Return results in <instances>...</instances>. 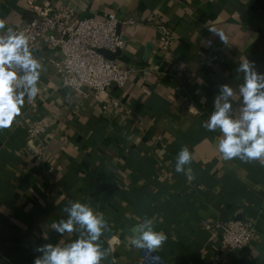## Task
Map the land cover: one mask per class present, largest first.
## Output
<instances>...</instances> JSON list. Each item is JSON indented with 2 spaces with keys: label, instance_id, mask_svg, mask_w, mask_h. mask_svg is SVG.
I'll return each mask as SVG.
<instances>
[{
  "label": "crops",
  "instance_id": "obj_1",
  "mask_svg": "<svg viewBox=\"0 0 264 264\" xmlns=\"http://www.w3.org/2000/svg\"><path fill=\"white\" fill-rule=\"evenodd\" d=\"M30 4L70 6L77 18L115 13L126 42L116 59L135 71L124 87L78 98L51 65L56 51L31 48L44 69L40 92L0 130V264H34L38 246L77 239L51 227L67 218L68 201L104 214L99 243L110 254L101 264L139 260L144 249L131 245L130 229L144 219L167 236L154 251L163 264H264V166L223 160L221 134L202 126L220 85L242 105L245 57L264 73V0H0L6 28L27 22ZM159 24L170 31L167 44ZM114 99L118 107H103ZM22 116L49 126L29 139ZM184 146L193 159L177 173ZM204 219L252 222L257 237L229 250L201 228Z\"/></svg>",
  "mask_w": 264,
  "mask_h": 264
},
{
  "label": "clouds",
  "instance_id": "obj_2",
  "mask_svg": "<svg viewBox=\"0 0 264 264\" xmlns=\"http://www.w3.org/2000/svg\"><path fill=\"white\" fill-rule=\"evenodd\" d=\"M209 31L223 44L228 43L224 32L214 28ZM43 70V65L33 54L28 36L6 28V22L0 19V130L10 128L21 115L25 98L33 101L38 96ZM237 71L244 74L239 86L242 105L234 106L232 87L220 85L213 101L214 110L202 126L221 134L218 152L223 160L239 159L264 166V73L258 72L255 62L246 57ZM192 159L188 147H182L176 157L175 171L184 172L185 165L191 164ZM63 211L67 218L53 222L52 229L60 236L77 233L78 238L63 245L47 243L38 246L36 251L40 255L34 259V264H101L110 254V249L102 248L99 243L108 229L104 214L79 201H68ZM130 231L131 245L137 249L155 251L167 240L163 232L154 230L151 219H144Z\"/></svg>",
  "mask_w": 264,
  "mask_h": 264
},
{
  "label": "built area",
  "instance_id": "obj_3",
  "mask_svg": "<svg viewBox=\"0 0 264 264\" xmlns=\"http://www.w3.org/2000/svg\"><path fill=\"white\" fill-rule=\"evenodd\" d=\"M29 8L30 19L13 30L24 32L31 48L39 45L45 50L56 51L50 60L51 65L60 76L62 86L74 96L82 98L93 92L97 99L110 85L125 86L135 69L119 63L117 59H108L99 52L103 49L113 53L126 45L118 32L115 13L110 12L103 19L94 16L77 18L70 6L41 8L30 4ZM158 30L160 39L167 44L171 38L170 31L162 24L158 25ZM119 105L120 102L114 99L103 107ZM21 123L26 127L29 139L39 137L49 126L45 117L22 116ZM188 178L191 176L188 175ZM200 226L217 236L229 250L241 249L257 237L255 225L249 221L204 219ZM134 264H163V259L154 251L144 249Z\"/></svg>",
  "mask_w": 264,
  "mask_h": 264
},
{
  "label": "water",
  "instance_id": "obj_4",
  "mask_svg": "<svg viewBox=\"0 0 264 264\" xmlns=\"http://www.w3.org/2000/svg\"><path fill=\"white\" fill-rule=\"evenodd\" d=\"M99 52L104 56V57H106V58H108V59H116L117 58V56L118 55H120V53H121V50H117L116 52H109V51H107V50H103V49H101V50H99Z\"/></svg>",
  "mask_w": 264,
  "mask_h": 264
}]
</instances>
